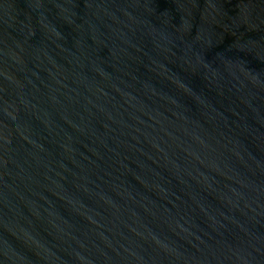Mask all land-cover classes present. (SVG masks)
<instances>
[{
  "label": "water",
  "instance_id": "1",
  "mask_svg": "<svg viewBox=\"0 0 264 264\" xmlns=\"http://www.w3.org/2000/svg\"><path fill=\"white\" fill-rule=\"evenodd\" d=\"M0 264H264V0H0Z\"/></svg>",
  "mask_w": 264,
  "mask_h": 264
}]
</instances>
